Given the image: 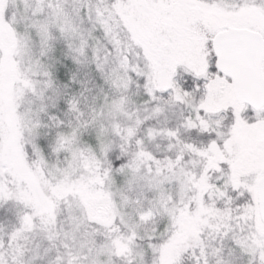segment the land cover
Returning a JSON list of instances; mask_svg holds the SVG:
<instances>
[{
    "label": "snow or ice",
    "instance_id": "obj_1",
    "mask_svg": "<svg viewBox=\"0 0 264 264\" xmlns=\"http://www.w3.org/2000/svg\"><path fill=\"white\" fill-rule=\"evenodd\" d=\"M0 264H264V0H0Z\"/></svg>",
    "mask_w": 264,
    "mask_h": 264
}]
</instances>
